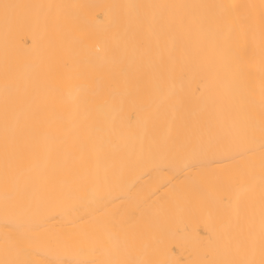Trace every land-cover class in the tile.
<instances>
[{
  "label": "bare ground",
  "instance_id": "1",
  "mask_svg": "<svg viewBox=\"0 0 264 264\" xmlns=\"http://www.w3.org/2000/svg\"><path fill=\"white\" fill-rule=\"evenodd\" d=\"M0 264H264V0H0Z\"/></svg>",
  "mask_w": 264,
  "mask_h": 264
},
{
  "label": "snow or ice",
  "instance_id": "2",
  "mask_svg": "<svg viewBox=\"0 0 264 264\" xmlns=\"http://www.w3.org/2000/svg\"><path fill=\"white\" fill-rule=\"evenodd\" d=\"M7 7V6H6Z\"/></svg>",
  "mask_w": 264,
  "mask_h": 264
}]
</instances>
